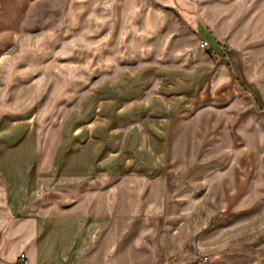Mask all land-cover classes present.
I'll list each match as a JSON object with an SVG mask.
<instances>
[{"label":"crops","instance_id":"crops-1","mask_svg":"<svg viewBox=\"0 0 264 264\" xmlns=\"http://www.w3.org/2000/svg\"><path fill=\"white\" fill-rule=\"evenodd\" d=\"M43 1L0 0V264H264V0H64L32 34ZM172 12L189 63L95 77Z\"/></svg>","mask_w":264,"mask_h":264},{"label":"rangeland","instance_id":"rangeland-1","mask_svg":"<svg viewBox=\"0 0 264 264\" xmlns=\"http://www.w3.org/2000/svg\"><path fill=\"white\" fill-rule=\"evenodd\" d=\"M33 3H36L37 0H32ZM64 0H49L43 1L36 5L30 7V11L28 14V21L26 25L28 29L31 31L32 34H38L41 32L46 31H56L59 30L60 26L63 24L62 20V6ZM153 5L154 7H158L155 2H151L149 0H144V6L142 9H148V5ZM162 11H166L163 8H160ZM170 19L168 24L164 30H161L157 37L155 38L152 49L154 50L152 53L143 55L144 57H136L130 52L132 47V42H135V39L132 38L134 33L133 29L131 28L127 31L128 35V43L126 44V54L124 56L127 58V61H122L121 50L122 48V38L121 35L123 34L124 23L122 25V29L118 31L112 40V46L110 51L105 55H94L96 58L94 64L96 66L94 73L95 77H115L125 72L133 71L136 67L146 64H156V65H180L186 64L190 61V56L187 54H179L174 53L173 49L179 46L178 42L183 41L184 44L188 43L189 45L195 44L196 39L194 37L193 30H190L186 27L185 23L179 20L178 15L174 12L170 14ZM81 39V35H72L60 42L58 48H56L50 54L52 60H58L59 51L61 52L63 49L67 48L68 45L72 42H76ZM200 50H204L200 47V41H197ZM79 46L76 45L75 48L79 52L78 59L80 61L88 60L93 57V55L86 54L85 52H81V49L78 48ZM150 48V47H149ZM83 51V50H82ZM56 53V54H55ZM82 53V54H81ZM92 56V57H91ZM30 57L34 58L35 54H31ZM105 58L106 61H110L113 66L110 70L100 69L102 64L101 60ZM133 59V60H132ZM49 60V59H48ZM31 61H33L31 59ZM90 71V70H88ZM181 153L176 151L175 157L181 158Z\"/></svg>","mask_w":264,"mask_h":264},{"label":"built area","instance_id":"built-area-1","mask_svg":"<svg viewBox=\"0 0 264 264\" xmlns=\"http://www.w3.org/2000/svg\"><path fill=\"white\" fill-rule=\"evenodd\" d=\"M200 47H201L202 49H204V50H208V51L211 50L209 44H208L207 42H205V41H204V42H201ZM210 52H211V51H210ZM22 258H24V256H22Z\"/></svg>","mask_w":264,"mask_h":264}]
</instances>
